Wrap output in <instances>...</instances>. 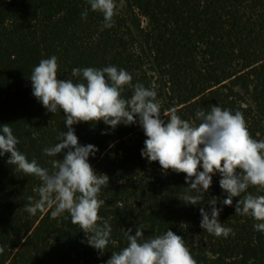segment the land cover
Returning <instances> with one entry per match:
<instances>
[{
    "label": "trees",
    "instance_id": "1",
    "mask_svg": "<svg viewBox=\"0 0 264 264\" xmlns=\"http://www.w3.org/2000/svg\"><path fill=\"white\" fill-rule=\"evenodd\" d=\"M115 3L108 28L87 0H0V125L9 124L29 161L51 170L49 162L63 158L46 156L44 149L67 131L65 116L43 107L29 79L39 61L53 55L60 79L80 82L74 68L116 66L132 75L133 84L157 92L162 119L175 108L182 119L198 124L197 110L218 105L242 112L252 138L264 140V0ZM131 95L126 87L123 96ZM73 127L81 145L98 149L89 163L109 177L99 194L105 202L99 222L112 227L108 247L103 254L91 247L68 213L52 217L54 206L35 216L25 211L28 197L39 199L41 181L15 172L8 153L0 156V264H107L112 252L127 245L126 230L135 234L139 225L145 238L168 229L183 236L197 264H264V232L255 230L250 216L235 214L238 198L233 206L222 204L219 173L206 193L189 190L186 174L165 173L158 162L142 157L147 137L138 122L115 129L103 121ZM247 192L264 195L252 186ZM185 194L203 201L186 204ZM210 200L222 209V225L233 230L227 238L200 227V208L210 213Z\"/></svg>",
    "mask_w": 264,
    "mask_h": 264
},
{
    "label": "clouds",
    "instance_id": "2",
    "mask_svg": "<svg viewBox=\"0 0 264 264\" xmlns=\"http://www.w3.org/2000/svg\"><path fill=\"white\" fill-rule=\"evenodd\" d=\"M87 3L92 11L102 14L104 27L113 26L115 0H87ZM87 15L86 9L82 16L86 19ZM58 69L57 57L53 55L41 59L29 78L32 94L43 107L53 114L61 110L65 116L67 131L60 133L58 143L44 149L49 157L63 153L62 159L49 162L51 170L35 159L29 161L18 150L20 141L9 124L0 125V156L10 153L7 163L14 166L15 172L41 181L39 199L33 202L28 197L25 211L35 216L38 211L54 206L52 217L68 213L71 223L85 233L87 243L103 254L110 243L112 227L107 220L99 222V210L105 203L99 194L109 184V177L97 174L89 163V157L98 149L92 144L81 145L73 125L103 121L115 129L120 124L138 122L147 137L141 152L143 158L149 163L158 162L165 173L170 170L186 174L187 188L197 192L206 193L212 186L213 176L219 173V185L226 194L222 204L233 206L234 198H238L235 214L250 216L257 221L255 230L264 232V195L247 192L250 186L264 189V140L252 138L242 112L233 113L213 105L207 112L197 110L196 118L200 122L193 124L172 108L163 113L165 120L161 118L157 92L141 83L133 84L132 75L124 69L116 66L74 68L72 75L80 77V82L60 79ZM126 87L132 89L129 98L123 96ZM32 135L35 139L38 133ZM242 193L247 194L241 198ZM181 200L190 205L203 201L199 195L189 194ZM209 203L210 213L200 208V227L216 237L227 238L233 230L220 222L222 209L216 206L217 200ZM125 238L127 245L112 252L107 264H197L183 236L171 229L145 238L143 225H139L135 234L131 228L127 229Z\"/></svg>",
    "mask_w": 264,
    "mask_h": 264
}]
</instances>
